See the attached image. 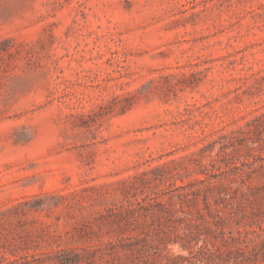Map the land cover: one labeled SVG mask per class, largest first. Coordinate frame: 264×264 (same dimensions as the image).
<instances>
[{
  "label": "rangeland",
  "instance_id": "1",
  "mask_svg": "<svg viewBox=\"0 0 264 264\" xmlns=\"http://www.w3.org/2000/svg\"><path fill=\"white\" fill-rule=\"evenodd\" d=\"M0 264H264V0H0Z\"/></svg>",
  "mask_w": 264,
  "mask_h": 264
}]
</instances>
